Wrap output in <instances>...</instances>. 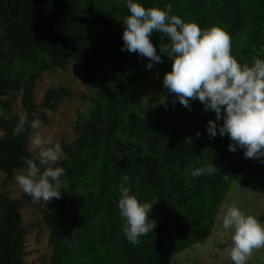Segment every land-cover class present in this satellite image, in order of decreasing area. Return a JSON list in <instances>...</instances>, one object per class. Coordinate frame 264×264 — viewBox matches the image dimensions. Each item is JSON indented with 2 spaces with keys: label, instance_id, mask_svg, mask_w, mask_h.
<instances>
[{
  "label": "trees",
  "instance_id": "trees-1",
  "mask_svg": "<svg viewBox=\"0 0 264 264\" xmlns=\"http://www.w3.org/2000/svg\"><path fill=\"white\" fill-rule=\"evenodd\" d=\"M139 2L146 8L170 4L172 15L202 29L219 26L230 35L232 55L241 64L264 59V0ZM101 8L107 49L97 42L96 10ZM129 14L125 0H0V104L6 110L11 104L2 98L21 93L28 120H46L35 104L37 79L72 62L87 82L96 77L99 86L88 117L77 121L76 139L61 145L62 198L42 210L51 264H167L210 235L234 181L264 195V163L245 158L243 149L229 151L228 136L210 138L206 125L215 113L205 111L198 99L190 101L189 110L171 94L147 119L140 117L138 78L149 61L121 51L123 19ZM236 24L243 28L237 38L232 34ZM150 40L158 55L170 43L159 32ZM162 59L156 66L164 76L171 61L166 55ZM68 96L65 88L49 89L42 106L55 110ZM18 120V115L0 117V172L8 177L26 168L22 157H35L28 148L32 130L26 126L13 134ZM209 164L217 167L214 175H191ZM125 177H131L125 186L140 203L153 204L149 219L156 224L135 246L122 231L125 221L118 209V186ZM29 201L28 195H0V264H23L26 229L20 209Z\"/></svg>",
  "mask_w": 264,
  "mask_h": 264
},
{
  "label": "clouds",
  "instance_id": "clouds-1",
  "mask_svg": "<svg viewBox=\"0 0 264 264\" xmlns=\"http://www.w3.org/2000/svg\"><path fill=\"white\" fill-rule=\"evenodd\" d=\"M129 11L123 19L125 25L121 51L137 53L147 58L146 68L151 70L163 63L162 55L171 61V70L163 77V87L185 108L198 99L205 111L215 113L206 132L210 138L228 136L232 143L228 150H244L245 158L264 163V59L253 58L251 64H241L232 55L231 37L219 26L202 29L196 22L172 15V6L166 9L144 7L139 0H125ZM153 32L165 34L170 43L160 47L162 55L150 40ZM34 115V114H33ZM223 121L218 124V121ZM32 131L28 139L36 152L34 158L22 157L26 168L14 179L23 193L34 202H52L62 198V180L66 170L59 164L62 148L52 135L40 129L38 118L19 117L14 135ZM199 137L200 133L197 132ZM213 164L196 168L194 178L214 175ZM227 177H225L226 179ZM131 177H125L119 187L118 209L125 221L122 231L132 245L140 237L153 232L155 222L149 219L153 204L140 203L125 186ZM218 222L231 235L230 259L232 264H248L254 250L264 248V223L243 211L236 204L222 207Z\"/></svg>",
  "mask_w": 264,
  "mask_h": 264
},
{
  "label": "rangeland",
  "instance_id": "rangeland-1",
  "mask_svg": "<svg viewBox=\"0 0 264 264\" xmlns=\"http://www.w3.org/2000/svg\"><path fill=\"white\" fill-rule=\"evenodd\" d=\"M102 12V8L96 10L97 42L101 48L107 49L109 38L103 27ZM240 16H243L242 12ZM238 23H241L240 19ZM242 29V26L236 24L232 34L237 38ZM146 65L138 78L141 99L137 109L140 117L144 119H147L158 105L171 95L163 87L164 76L160 68L155 65L153 69L148 70ZM52 88H65L70 92V96L61 99L55 110H48L42 104L46 91ZM98 97L99 86L96 77L87 82L75 62L65 69L57 68L41 73L35 87V104L38 106V112L46 116V120H40L42 122L40 130L45 135H52L54 141L60 145L64 142L72 143L77 137L78 119L88 117ZM2 100H8L11 106L6 110L0 104V117L8 118L12 115L20 117L25 114L21 108V93H12L3 97ZM2 136L3 132L0 130V137ZM28 148L35 156L36 152L32 149L30 142ZM64 158L62 151L59 162ZM21 170L23 169L14 171L12 177L0 172V195L11 199H19L26 195L14 179ZM46 203L43 200L34 202L31 198V201L26 202L20 209L23 226L26 229L23 264H51L52 247L49 245V231L43 223L42 215ZM231 204H236L246 213L257 217L259 221L264 213V195L234 181L220 205L210 235L203 241L174 255L167 264H232L230 259L231 235L221 228L217 219L222 207L226 208ZM248 264H264V248L254 250Z\"/></svg>",
  "mask_w": 264,
  "mask_h": 264
}]
</instances>
